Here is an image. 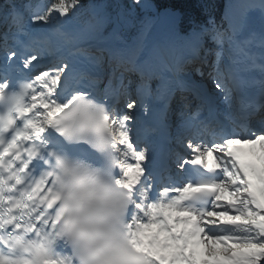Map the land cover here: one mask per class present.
I'll return each mask as SVG.
<instances>
[{
    "label": "snow or ice",
    "instance_id": "1",
    "mask_svg": "<svg viewBox=\"0 0 264 264\" xmlns=\"http://www.w3.org/2000/svg\"><path fill=\"white\" fill-rule=\"evenodd\" d=\"M133 8L174 18L162 45L122 41ZM177 44L214 52L211 87ZM0 264H264V0L188 29L150 0H0Z\"/></svg>",
    "mask_w": 264,
    "mask_h": 264
},
{
    "label": "trees",
    "instance_id": "2",
    "mask_svg": "<svg viewBox=\"0 0 264 264\" xmlns=\"http://www.w3.org/2000/svg\"><path fill=\"white\" fill-rule=\"evenodd\" d=\"M159 9L170 8L181 13V26L184 29L198 27L206 24L209 14L213 15L219 23L222 11L229 0H151ZM91 0H81V3L87 5ZM124 6H130L127 0H120ZM141 13L138 8H134L129 13L131 23L125 26L124 36L126 39L138 34V26Z\"/></svg>",
    "mask_w": 264,
    "mask_h": 264
},
{
    "label": "rangeland",
    "instance_id": "3",
    "mask_svg": "<svg viewBox=\"0 0 264 264\" xmlns=\"http://www.w3.org/2000/svg\"><path fill=\"white\" fill-rule=\"evenodd\" d=\"M236 3H239L240 0H235ZM142 16H141V20L139 22V32H138V35L136 37H133L132 40L128 41L125 40L121 34H123V30H124V27L121 29V32H120V36L122 38V41L129 45V46H134V45H137V44H142L144 46V48H146V42L148 39L150 38H154L156 39V41L158 42V45H162L164 42L161 40V39H158V37H155L153 35H148V33L154 28L155 31H156V28L160 26V24L162 23L163 27H164V30L166 31V38L168 39V36H169V33H170V30L172 28V25H170V23L167 21L166 18H162L161 16H158V17H154L153 18V13H150V12H142L140 10ZM159 25V26H158ZM160 28V27H159ZM158 33V31H157ZM162 42V43H161ZM179 46V47H178ZM182 46H180V44L176 46V50L174 52H172V57H174V60L176 61V63L180 60L181 58V48ZM180 51V52H179ZM176 54V55H175ZM209 58L212 59V54H209ZM172 60V59H170ZM191 61L189 60V62L187 63V65L185 67H183V72L179 74V77L180 78H184V79H194V80H200L197 78V76L194 74V70H193V65H191ZM80 67L83 69V70H88V65L87 63H83L80 65ZM211 70V68H210ZM106 75V73H105ZM201 81V80H200ZM203 84H205L206 86H210L211 87V84L210 82H204ZM215 89L213 88V91ZM220 101H221V98H220ZM176 122V121H175Z\"/></svg>",
    "mask_w": 264,
    "mask_h": 264
},
{
    "label": "bare ground",
    "instance_id": "4",
    "mask_svg": "<svg viewBox=\"0 0 264 264\" xmlns=\"http://www.w3.org/2000/svg\"><path fill=\"white\" fill-rule=\"evenodd\" d=\"M163 24L161 23L160 24V28L159 27H157V31H158V33H157V35H158V39H161L163 42H165L166 40H167V38H166V31L164 30V27L162 26ZM72 28L73 27H70V29L72 30ZM257 30V29H256ZM162 43V42H161ZM179 45V44H178ZM158 47V46H157ZM179 47V46H178ZM176 55V54H175ZM170 58V57H169ZM191 65H195L196 64V62H194V61H191ZM204 65H205V63H204Z\"/></svg>",
    "mask_w": 264,
    "mask_h": 264
},
{
    "label": "water",
    "instance_id": "5",
    "mask_svg": "<svg viewBox=\"0 0 264 264\" xmlns=\"http://www.w3.org/2000/svg\"><path fill=\"white\" fill-rule=\"evenodd\" d=\"M173 12L176 14V17L180 20V13L177 10H173ZM162 17H166L169 21V23H171L173 25L174 22V18L169 15V14H161Z\"/></svg>",
    "mask_w": 264,
    "mask_h": 264
}]
</instances>
